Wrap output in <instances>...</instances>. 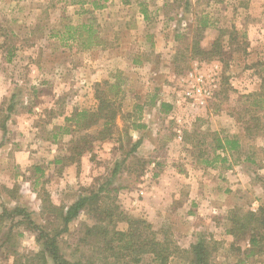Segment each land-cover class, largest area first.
Returning <instances> with one entry per match:
<instances>
[{"label": "rangeland", "instance_id": "obj_1", "mask_svg": "<svg viewBox=\"0 0 264 264\" xmlns=\"http://www.w3.org/2000/svg\"><path fill=\"white\" fill-rule=\"evenodd\" d=\"M108 1L0 0V215L7 210L0 220V264H24L44 248L31 220L51 235L61 228L49 202L51 211L41 209L46 194L59 206L106 189L57 238L72 264H153L150 254L139 263L106 255L104 242L87 232L101 216L92 206L113 207L118 229H127L128 217H142L160 236L183 243L186 210L178 212L179 225L154 223L146 213L151 192L187 191L186 180L227 176L230 166L232 175L241 171L245 178L237 187L241 214L264 213V0ZM86 21L92 31L83 27ZM97 84L121 111L112 137L92 143L77 164L60 161L52 176L54 165L43 161L70 154L72 135L97 130L75 128L71 120L97 107ZM162 102L172 106L168 112ZM235 136L238 149H218L224 160L214 166L202 162L214 158L218 137ZM234 191L227 192L229 201ZM18 207L29 214L14 213ZM249 238L234 242L244 247ZM258 254L247 264H264V252ZM187 257L179 253L170 264H189Z\"/></svg>", "mask_w": 264, "mask_h": 264}, {"label": "trees", "instance_id": "obj_2", "mask_svg": "<svg viewBox=\"0 0 264 264\" xmlns=\"http://www.w3.org/2000/svg\"><path fill=\"white\" fill-rule=\"evenodd\" d=\"M88 25L89 26L84 23L83 27L92 31V22H89ZM217 42L218 40H216L214 44ZM96 44L99 43L97 42ZM194 48L197 52H204V48H202L197 42H195ZM135 61L139 62L138 60ZM98 86L99 84H97L96 88V98L98 100L97 107L95 109L79 110L71 118V120L75 122V128L77 127L78 129L88 130L92 128V126H97V130L95 132H85L77 137L72 135L70 140V154L57 159V161L68 159L72 163L78 162L81 156L87 151L92 150V143L104 141L112 137L113 129L117 126L116 119L118 114H121V111L115 106L114 101L109 100L107 96L104 95V92H99ZM171 107L170 104H166L165 102H162L161 104V109L165 112H168ZM135 125L137 127H144L143 124ZM246 130L251 133L252 128L247 126ZM64 131L73 134V130L68 126L64 127ZM141 143V138L134 142L127 155H132L139 148ZM240 146V141L236 136L233 138L218 137L214 151V158L209 159V157H206L203 158L202 162L207 166H214V163L219 158L224 160V157L221 158L220 154L216 152L218 149L236 150ZM118 166L117 163L112 172V177H114ZM105 190L106 189L103 185L97 192L86 195L84 194L69 205H55L51 200L47 199V197L50 196L49 194H46L44 198L42 197V211H45V209L51 211L47 206L49 204L51 209L56 211L55 217L60 223H62V226L59 229L57 228L54 234L51 235L42 229L43 226L36 224V222L31 220L30 223L33 227L39 230L40 237L43 236L46 240L44 239V248L34 253L33 256H28V259L24 264H34L33 262L36 259L38 260V262H36L37 264H72L60 253L57 245V238L69 230L70 223L80 216L83 208H87L89 204H94L101 197H105L100 196ZM46 202L49 203L46 204ZM92 207V209L97 210L101 216L97 224L88 227L87 232L94 236L97 244L104 242V251L108 256L121 259L124 258L134 263H139L143 260V256L150 254L153 257V264H170V260L173 256L184 252L188 254L187 258L189 259V264H215L214 254L219 249V242L216 240H209L202 237L193 243L189 250H184L177 242H174L167 236H160V232L154 229L153 224L145 218L128 217L126 219L128 223L127 229L121 230L117 228L116 220L114 221L113 207L110 205L107 207ZM239 209L240 208L235 207L230 211L228 217L231 223L229 233H231L236 239L249 234V241L252 247L250 251L252 253L264 252L263 244H261L264 239V234L260 230L261 227L264 228L263 211L257 214L256 212L249 210L246 213L241 214L242 212L239 211ZM13 212L16 214H29V212H26L21 207L13 209ZM6 213L7 210L0 215L1 221L5 219ZM120 218L122 219L123 217L120 216ZM9 238L10 235L8 234L7 239Z\"/></svg>", "mask_w": 264, "mask_h": 264}, {"label": "crops", "instance_id": "obj_3", "mask_svg": "<svg viewBox=\"0 0 264 264\" xmlns=\"http://www.w3.org/2000/svg\"><path fill=\"white\" fill-rule=\"evenodd\" d=\"M113 1L114 0H109L107 3H112ZM84 23L89 26L88 21L83 22L82 25H84ZM6 127L7 125L4 122L1 128L5 129ZM146 141L147 139H145V142ZM21 154H23L22 157H25L23 151L17 153L19 157ZM57 159L59 158H54L51 161L48 159L43 161L49 165H54L52 176L60 163ZM83 159L82 162L84 161ZM21 163L23 162L21 161ZM75 163L77 164V162ZM227 170V176L214 172L211 176L212 178L209 179H204L203 176L198 175V178L195 180H186L187 183H191L187 191H181L177 188L171 190L168 187L166 193L162 192L163 194H160L161 191L155 193L151 192L154 198L152 199L153 202H146V213L154 223L165 220L164 223L179 225L182 216L178 215V212L186 210V215H184L183 219H189L188 229L186 228L184 232H182L186 234L184 237L186 239L183 243L178 242L179 245L181 243L183 248L190 249L191 245L196 242L200 235L203 238L209 240L213 239L219 242L220 251H218L214 258L215 264H247L252 256L259 254L250 251L252 248L250 242L244 246L245 248L240 243L234 242L235 237L229 233L231 223L227 217L230 211L236 207L237 203L241 200L240 195L242 193L237 187L243 186L240 184L239 179L245 178H243L241 171L236 175H232L231 173L234 172L232 166L228 167ZM237 170H239V168H237ZM57 173L62 174L61 168L58 169ZM2 174L5 175L6 173L2 172ZM237 176H239V178ZM226 177L229 178L231 182L225 180ZM172 182L170 186H172ZM167 183L170 182L167 181ZM232 189L235 191L232 193V196H229L232 198V200L230 199L229 201L227 192ZM223 198L225 200H223ZM187 205H189L190 208H185ZM203 225L209 228V233L202 231L201 226ZM176 234L179 235V232L176 231ZM245 250L247 252H245Z\"/></svg>", "mask_w": 264, "mask_h": 264}, {"label": "built area", "instance_id": "obj_4", "mask_svg": "<svg viewBox=\"0 0 264 264\" xmlns=\"http://www.w3.org/2000/svg\"><path fill=\"white\" fill-rule=\"evenodd\" d=\"M198 80L201 81L202 80L201 77H199Z\"/></svg>", "mask_w": 264, "mask_h": 264}]
</instances>
